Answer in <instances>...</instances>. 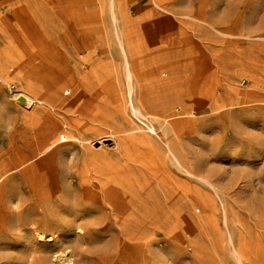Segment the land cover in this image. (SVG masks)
Masks as SVG:
<instances>
[{
    "label": "rangeland",
    "instance_id": "obj_1",
    "mask_svg": "<svg viewBox=\"0 0 264 264\" xmlns=\"http://www.w3.org/2000/svg\"><path fill=\"white\" fill-rule=\"evenodd\" d=\"M114 15L106 0H0V63L10 78L0 82V165L32 156L40 138L34 117L48 114L63 131L74 120L92 122L96 132H75L82 145L61 143L35 169L54 166L57 192L70 182L99 205L108 197L89 186L107 179L135 204V222L120 232L101 205V220H91L114 233L70 238V264H264V0H116ZM82 77L101 112L95 121V109L84 118L58 109V99L74 93L64 83ZM21 80L40 102L16 95ZM135 156L148 157L149 167L132 163ZM67 164L86 171L84 187L78 177L62 182ZM8 214L0 211V264H30L38 246L20 241ZM176 214L189 219L190 232Z\"/></svg>",
    "mask_w": 264,
    "mask_h": 264
},
{
    "label": "bare ground",
    "instance_id": "obj_2",
    "mask_svg": "<svg viewBox=\"0 0 264 264\" xmlns=\"http://www.w3.org/2000/svg\"><path fill=\"white\" fill-rule=\"evenodd\" d=\"M26 1L32 2V0H26ZM106 1L108 4L109 11L112 12V18L114 21H116V18L114 15V9L116 7V0H106ZM119 37L120 36H118V38ZM119 46H120V49H121L123 55L126 56V50H125L124 44L120 40H119ZM132 78H133L132 69H131V67L128 66L127 69L125 70V79L127 82L129 93H130L131 88H132V86H131ZM8 80H10V78L7 77V75L5 73L4 66L0 63V82L4 83V82H7ZM25 82H27V81L26 80L20 81L19 85H20L21 89L16 92L17 93L16 95H19V97H24V98L30 100L32 103L33 102H40L42 99H38V98L34 97V95H32L33 92L31 93V90L29 87L30 85L26 84ZM83 82H84V77H82L79 80V83H74L73 81H67L64 83V84H67L66 87H68L69 89L71 88V90L74 93H73L72 98L67 102L58 99V109L60 110V109L73 108L74 113L77 114L76 116L77 117L82 116L81 118L86 117L90 111H93V109H95V111L93 112L94 114L92 116H90L92 118L89 119V120L95 121L96 120L95 118L98 117L99 114L101 115V112L98 110L97 107H95L93 105V103L91 102V98L86 96L87 94L84 95L85 93L83 92V87H82ZM57 83H56V86H59V84H57ZM60 87H61V85H60ZM66 87L63 88L62 91L65 90ZM69 89H67L66 94L70 93L71 90H69ZM46 91H48V89ZM50 92L52 93L51 90H50ZM12 93L10 95L11 100H13L15 98ZM96 96L98 98L100 95L96 94ZM100 98H101V96H100ZM104 101L105 100L103 99V102ZM105 102H107V101H105ZM130 104H131V106H130L131 111L134 114H140L139 110L132 104L131 101H130ZM50 105H51V103H50ZM81 105L84 106L85 113H82V111L80 110ZM112 105H113L112 101H109V107ZM78 110H80L81 112H78ZM48 117H49L48 114H47V116H45L46 119H41V118L39 119V117L38 118L34 117V119L37 120V122H38V124L34 125V127L37 128V130L40 134V138L36 140L35 150H34V153L32 154V156L29 158L28 157L24 158L25 157L24 156L23 158H20V159L16 157L15 159H12L11 162L8 163V161H6V164L0 165V211H2L4 214L10 213V214L15 215L14 216L15 222L13 223L12 226L16 231L23 233L22 237H20V241H22L26 245H30V247L32 245L38 246L37 249H34L32 251V256H30V258L32 260L30 261V264H32V263L33 264H70L72 261L71 260L72 250H70V249H72L71 246L75 247L72 244H74V241L77 238L81 239V238H83V236L85 234H90V235L93 234V236H94V234L95 235L98 234L97 237L99 235H102V236L104 235V237H105L106 232L114 233V232H111L114 226L111 227L112 229L108 226L109 224L104 225V227H103L102 224H96L97 222L95 223V222H93V220H91V217H93V215L95 213H99V217H98V214L96 215V217H98V219L101 220L102 216L100 218V212L101 213L103 212L101 210L102 203H101V205H99V204H96L97 201L95 200L96 201L95 202L93 198L92 199L86 198L87 197L86 194L90 195L89 194L90 192L87 193V191H85L86 187L84 189H82L81 191L79 190L80 191L79 192L77 189L72 187L70 185V182H69L68 184L66 183V186L64 187L62 192L61 191L57 192L58 190H57V188H55V185H56L57 181L59 180L58 176L60 174L57 171V168L55 169L53 166L52 168H39L38 167L37 169H35L37 167V165L39 164L36 161H38V159H41V157H43L49 153L52 154L54 149L58 145H60L61 143H64V142L68 143V142H72L73 140H75V141L77 140L82 145V143H83L82 139L78 140L75 136V132L77 131V129L83 128V130H84V129L88 128L89 129L88 132L91 129L92 130L94 129V131L95 130L97 131V129L93 128L90 125L92 123L91 121H90L91 122L90 124L89 123L88 124H82L78 120H74V123L71 124L72 131H70V129L68 131L66 124H62L63 128L67 129V130L63 131V129L60 126L61 122L60 123L55 122V121L51 122L48 120ZM100 118H102V117L100 116ZM163 120L165 122L167 119L164 118ZM64 123H66V122H64ZM58 124H60V125H58ZM165 125H167L166 122H165ZM9 142L11 143V145L14 144V142H12L11 139H9ZM28 143L29 142H23V143L19 144L18 146H21V145L23 146L24 144H28ZM125 144H126V142H125ZM69 145H68V147L66 146L68 149H70ZM63 147H62V149H63ZM80 149H81V147H80ZM89 149H88V151H89ZM56 151H61V150L56 149ZM86 152H87V150H86ZM91 152H92V150H91ZM69 153H71L70 154V156H71L72 152H69ZM56 154H59V152ZM81 154H82V152H81ZM60 155H62V154H60ZM64 155H66V154H64ZM85 155H86V153H85ZM127 155H129L128 152H127ZM172 156H173V160L176 162V164L178 166H180L179 160L176 158V156H174V154H172ZM87 157H89V156H87ZM57 159H62V158H60V157L56 158V162H57ZM89 159H91V160H89L91 162L94 161L92 158H89ZM129 160H131L132 163L138 162L141 164V166L149 167V164L147 165L148 157H147V159H145V157H143V156H135L132 159L129 157ZM45 161H46V159H45ZM45 161H39V162L40 163L44 162V164H45L46 163ZM41 164H43V163H41ZM48 164H50V163H48ZM95 164H97V163L95 162ZM124 166H126V164L123 165V168H124ZM71 167H72L71 165L67 164V165H65V168H63V170H62L63 178L62 179H64V181L61 179L62 182H66L65 180L68 177H71V178L72 177H78L80 180L81 186L84 187L85 180H83V178L87 179V177H85V175H87V174H85L86 171L80 172L81 171L80 170L77 173V170L72 171ZM125 170H126V168H125ZM63 171H64V173H63ZM187 173H189V172H187ZM113 176H114L113 177V179H114L116 174ZM119 176L120 175H118V177ZM107 177L110 178L111 175L107 176ZM120 178H121V176H120ZM17 180H18V182H17ZM106 180H105V182L104 181L98 182L96 185L90 184L89 188L91 187L90 188L91 191L93 190L95 192L94 195L99 197V198H101V195L108 197V198H104L103 205L104 204L107 205V206H105V207H108L106 210H110V213H105V214L102 213V214L104 215V217H107V219H113L112 224L119 227L120 232L127 234L130 230V227H132L134 222H135V219L133 218V214L135 212V209L132 208L133 207L132 205H135V204L132 203L133 201L130 200L131 198H129L130 201L128 200V198L124 195L125 192L122 193L123 191L122 192L120 190L117 191L115 189V186H112V185L109 186V184H107ZM109 181H111V179ZM58 183H59V181H58ZM82 187H80V188H82ZM214 190H216V188ZM90 197H93V195L92 196L90 195ZM55 198L56 199L59 198L57 200H60V201L56 203ZM193 199H191V200H193ZM134 202H136V201H134ZM142 203L143 202L140 203L142 206V208L140 207V210H141V212L143 211L141 214V217L143 219V220L141 219L142 220L141 230H144L143 227L144 226L146 227V223H147L146 221L148 219L147 218L148 212L146 213L147 208L144 206L146 203L144 205ZM140 204L138 203V206ZM11 205H13L14 208H12ZM135 207H137V206H135ZM104 211H105V209H104ZM10 214H8V215H10ZM135 214H136V212H135ZM183 215H185V214H183ZM183 215H177L176 214L175 218L178 220V223L180 224V228H182L184 226L190 232V229L188 228L190 225L189 219ZM14 218H13V221H14ZM173 218H174V216H173ZM222 218H223V216H222ZM103 219H105V218H103ZM99 223H101V221ZM138 226H140V225H138ZM177 226L178 225H176L175 227H177ZM115 229H116V227H115ZM109 230H111V231H109ZM79 231H83V233L80 234ZM194 231L195 230L193 229L192 230L193 234H194ZM98 232H100V233H98ZM192 232H191V235H192ZM188 234H186V235H188ZM192 236H194V235H192ZM106 237H108V235ZM70 238L75 239L74 241H72L73 242L72 244L70 243V240H69ZM31 248H33V247H31ZM242 248L238 249V251L234 250L236 256L238 257V261L240 263L242 262V259H241L242 256L240 255V253L243 252ZM67 251H70V252H69V254L65 255V253Z\"/></svg>",
    "mask_w": 264,
    "mask_h": 264
},
{
    "label": "built area",
    "instance_id": "obj_3",
    "mask_svg": "<svg viewBox=\"0 0 264 264\" xmlns=\"http://www.w3.org/2000/svg\"><path fill=\"white\" fill-rule=\"evenodd\" d=\"M10 71H12V69H10ZM7 88H8V92H9V94H11V93L14 91L15 86L12 85V84H10Z\"/></svg>",
    "mask_w": 264,
    "mask_h": 264
}]
</instances>
